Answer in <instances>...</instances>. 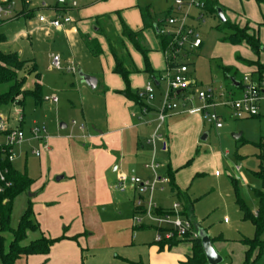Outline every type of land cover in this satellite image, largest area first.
<instances>
[{
    "label": "crops",
    "instance_id": "1",
    "mask_svg": "<svg viewBox=\"0 0 264 264\" xmlns=\"http://www.w3.org/2000/svg\"><path fill=\"white\" fill-rule=\"evenodd\" d=\"M147 1V3L142 6L149 4L151 7V15L156 22L163 19L158 20V14L164 15L165 13L170 12V16L172 15L174 9L172 8V0ZM137 6L138 5H133L132 8L135 7L138 12L137 17L139 18V22H137V25L135 24L134 27L129 25L128 27L125 25L133 32H138L142 29V21ZM258 8L260 10L264 8V5L258 6ZM128 9L129 8L125 10ZM217 9H220L224 15L223 8L220 5H218ZM105 10L106 9H98L94 15H87V12L85 11V14L82 16L83 18H87L88 16L100 18L105 16V13H103ZM197 11V15H202V17L204 16L205 13L203 14V10L197 9ZM78 12H80V10L77 11V16L79 14ZM127 14H125L124 11L122 13L123 16ZM239 17L241 20V24L239 26L247 24L252 31H256L257 36L259 37L258 28L251 25L249 20L245 18L244 14H240ZM19 18L24 17H18L16 19ZM24 19L28 20L26 18ZM197 20L202 21L203 18L202 20L197 18ZM226 21L227 20L225 18V22ZM164 23H162L159 27V31L164 28ZM74 24L75 22L73 21L64 29L48 30L47 33L61 34L63 36L67 35L71 37L80 33V30L84 32L86 29L84 26L83 28L81 26L76 27ZM259 25H261V27L263 25L264 27V17ZM99 26H104L105 30L110 32L112 25L110 26V23L107 22V24L102 23L99 24ZM36 29L40 32L45 31L40 28ZM97 30L98 29L96 27V33ZM157 32L151 29L143 32L142 44L148 50L147 57L149 65L153 71V76L147 77L142 74H133L129 77L130 90L132 92L136 91L140 93L146 83H152L154 87L153 99L150 102H147L141 98L144 106L129 101L122 94L118 93L124 91L125 85L119 76L112 73L114 62L108 52L107 44L104 38H102L105 42L104 44H101V39L100 41L95 37H86L83 39L84 45L85 40H97L101 50L100 57L104 55H108L110 57V73L111 75L117 76L119 79L114 76L104 79L105 85L102 89V91L104 90L102 92L104 109L101 119L82 112L84 122H81L79 126H77L74 120H72L69 125L65 124L64 121H59V131L63 133L58 132L54 126H50V133H48L45 128V131L47 132V140L44 143L30 139L26 141L27 143L37 142L36 146H39L40 148L33 149V151H39L40 156H34L32 154L33 151H31V154L36 158L44 156L45 162H43L45 163V166L46 164L48 166L45 168L46 170L44 169V178H46L44 180H46V182L42 185L43 187L40 184V180L33 182L30 187L33 193L38 190L41 194L39 201L37 200L39 202L38 204L34 201L33 203L29 202L32 204V220L38 226V229L35 232L27 233V237L28 234H32V239H30L28 243L42 237L48 240H56V242L50 247L47 255H32L19 259V261L21 260L23 264H83V242L81 238H78L81 234L79 233V230L81 229H78L75 219L78 211H89L90 209L98 208L104 209L107 206L114 205L116 201L118 203V207H120L124 205L123 196L129 194L133 199L131 210V217L133 221L134 202L139 197L138 190L127 184L125 191L119 192L114 189V186L121 176H133L141 179L142 181H151V172L146 168V165L150 163L153 150L155 162L159 165L157 174L159 177L167 179L168 181L166 184L159 186L153 195L154 202L157 206L162 209H169L173 203H178V200L175 197V192H172L171 190L172 185L170 183V176H172V183L175 188L183 193L187 197V200L191 202V212L189 218L193 223L194 230L198 233L197 230L201 229L208 235L214 249L222 258L221 264H243L245 247L242 245L241 241L243 239H252L254 236V228L248 221H244L242 219V214L239 210V214L235 216L237 220L234 224L229 225L230 221H227L226 218H222V224L215 226L214 223L221 220V215L219 214H216V217L215 215H209L210 210L215 203V195H209L206 197L207 188H205V186L207 184H203L202 181L196 183L198 179H202L201 175H203V171L207 169L211 172L213 163H218L220 159V155L217 152L200 155V142H205L209 138V135L204 133L207 137L205 141H202L201 137L204 135H202V133L204 132L205 127L208 126L216 130V132L218 131V135H223L224 126L220 129H216L212 125L205 123L203 116L199 111V108L203 105V103L197 98V94L193 90V88L197 86L195 82H192L187 89L178 93V110L170 114L165 119L163 125L158 131L160 139L155 141L154 146L148 144V140L152 137L157 126V115L160 111L163 94L166 89V81L163 74L165 72V74H169L170 76L175 72L173 68H170L169 73L167 71L168 64L164 55H162L163 51L159 47L158 40L156 38ZM25 33H20L21 37H28V32L26 34ZM119 34L120 33H117V35ZM125 45L134 66L141 73L144 70V61L142 56L135 49L132 50V45L127 41H125ZM201 45L202 44H200L199 47H201ZM191 51L183 53L180 58V63H176L177 65H184L187 67V78L188 64H185L184 60L187 57V54ZM262 61L264 62V58H262ZM218 63L222 65L220 61H218ZM225 67H232L236 69V67L233 66ZM249 69H251V72L254 71L253 67ZM244 77H247L252 82L259 81L258 77L254 78L245 75L241 78L242 89H237V87L234 86L235 89L228 90L226 86L221 85L217 88H212L214 90L213 100L211 101V104L213 105L212 110L218 114L222 120L223 116H226L231 121H240L233 120L231 118L229 107L226 106L225 103L237 100L241 97L244 87H246L243 83ZM162 83H165V89L163 92H161ZM222 83L225 85L224 82ZM38 85L41 86L39 81ZM98 85L99 81L97 80L96 87ZM200 91L204 90L200 89L199 92ZM261 97V101L264 102V91ZM248 119L252 118L244 120ZM21 122V128L24 132L26 125L25 116ZM73 122L74 124H72ZM37 125L38 124L34 119L31 120L27 128L28 134L29 129ZM61 125H64V128H61ZM18 127H20L19 122L17 127L14 129ZM7 129H9L8 125ZM2 136L4 138L3 134L0 135V138ZM241 136L242 134L238 139H240ZM4 141L5 138L3 141L1 140L0 143H4ZM63 156L65 159H63ZM157 157L162 158L165 162H157ZM238 158L240 159L241 156L238 155ZM198 161H201V163L198 164ZM240 170L241 169L239 167L235 166L234 173L228 176L229 179H234L237 183L240 179L245 181ZM216 172L218 173V176L215 175ZM25 174L27 176L26 170ZM220 177L221 174L217 170H214V185H217L219 189L222 188ZM251 192L253 195V190ZM34 196L35 194H32V197ZM140 198L145 199L146 196H142ZM200 201L202 204L201 206H198ZM233 201L235 204L234 194ZM253 204L256 207L252 213L255 214L258 208L256 199ZM60 205L64 208L61 211L63 213L62 217L57 215L59 214ZM53 213H57V219ZM133 229L141 232L138 234L132 233V231L130 232L132 235H130V239L128 241L129 245H127V247L129 246V248L136 249L137 251L133 257L128 255L120 257V260L122 261V263L120 262L121 264H187V258L191 254L190 243L180 242L171 248H169L167 244H164L161 248L159 244L154 242L155 227L149 225L135 227L134 224ZM124 233H127L128 235V228L124 229ZM263 257L264 247L260 260L263 259ZM120 263L111 262L108 264Z\"/></svg>",
    "mask_w": 264,
    "mask_h": 264
},
{
    "label": "rangeland",
    "instance_id": "2",
    "mask_svg": "<svg viewBox=\"0 0 264 264\" xmlns=\"http://www.w3.org/2000/svg\"><path fill=\"white\" fill-rule=\"evenodd\" d=\"M43 1L51 8L55 7L57 3V0ZM146 1L147 0L78 1L77 7L75 10L69 11V15L73 18L76 27L81 26L83 28L84 26L86 29H83L84 32L80 30V33L71 37L61 34H50L46 31L40 32L36 29L33 18L28 20L19 18L2 25L0 27V32L5 35L6 41L0 44V52L17 53L22 60L29 61L30 64L34 63L36 65V74L39 75L38 81L39 84H41L40 94L42 96V101L37 104L32 97L27 96L24 99L22 107L7 106L2 108L0 110V115L7 121L9 129H14L18 125L17 119L19 115L16 113L17 109H20L23 112L22 115L25 116L26 125L24 134L27 139L29 137L27 128L30 121L33 119L38 124L37 126H43L42 128H46L48 133L51 131L50 126H54V128L60 132L59 121H64L65 124L69 125L71 121L74 120L77 126H79L81 122H84L82 112L101 119L104 109L102 94L104 91H102V89L105 85L104 79L117 76L111 75L110 73V57L108 55L93 57L83 43V39L86 37H95L98 40H102H100L101 44L105 43L102 36L95 32L97 27L95 25L96 20L99 17L95 18V16H88L91 18H83L82 15L85 14V11L87 15H94L98 9H106L105 12H103L105 16L98 19L99 24L109 22L110 26L112 25V30L117 34L121 32V23L134 27L135 24L139 22V18L137 17L138 12L136 8H132V6H142L148 2ZM216 3L223 8L224 16L228 24L240 25L241 20L239 15L244 14L251 25L258 28L259 44L260 47H264V27L263 25L262 27L259 25L264 17V8L259 10L254 0H217ZM69 5L70 0H64L63 3L59 4L60 7H69ZM127 8L129 9L125 10ZM172 8H174L172 13L173 16L181 20L185 19L186 25L192 26L197 30L199 40L202 44L198 49L196 48L189 52L184 60V63L188 64L189 81L197 84V86L193 88L196 94L200 89L205 90L211 86V88H217L220 85L225 86L222 83V76L215 68L218 61H220L222 65L236 67L238 79H241L242 76L245 75L257 78L256 74L250 71L251 69L238 65L236 58L240 57L249 61L263 62L262 58H264V53L261 52L258 57H255L245 46L234 47L221 42L220 40L223 38L224 32L219 29L223 28V23L219 21L217 15L207 12L204 14L203 11V20L198 21V11L196 8L189 9L187 6H183L181 10L177 11L174 7V0H172ZM78 10H80V12H78L79 17L76 15ZM122 10L125 14H128L123 16ZM43 13L47 16L51 14L50 11H43ZM163 17L164 15L162 14L157 15L158 20H161ZM22 32H28V37H21L20 33ZM133 49L132 47V50ZM54 57L59 59V70H56L52 66ZM180 58L177 59L176 63H180ZM72 66L75 70L80 69L84 74L96 78L99 81V85L94 90H90L86 86L80 84L77 74L70 71ZM26 67L29 68L30 65ZM175 69L176 68L173 70ZM137 74L145 75L143 72ZM173 75L172 73L170 76H167L164 72L163 77L165 81H167L168 78L172 79ZM21 76H23V73L20 74V77ZM24 76L26 79L23 89L27 91L33 90L34 85L36 83L38 84L35 75L31 74ZM164 89L165 83H162L161 92H163ZM1 90L4 89L1 88ZM48 97H56L58 103L44 101V99ZM223 126V135H218V131L216 132V130L208 126L205 127L202 133V135L207 133L209 138L205 142H200V155L217 152L220 155V159L218 163H213L211 172L206 169L203 171V175H201L202 179L196 181V183L202 181L203 184H207L205 186V188H207L206 197L215 195V203L209 214L212 216L215 215V217L217 216L216 214L221 215V220L216 221L214 223L215 226L222 224V218H226L227 221H230L229 225L234 224L237 220L235 216L239 214V209L237 205L234 204L232 186L228 177L234 173L235 166L241 169V174H243L245 179V181L240 179L238 182L240 198L251 212H253L256 207L253 204L255 198L251 191L259 189L260 185L259 182L252 177V173L258 171L261 163L264 166V158L261 160L259 157L260 150L257 147L259 143L264 142V102L261 101L260 103L259 115L257 117L248 120L231 121L226 116H223ZM46 133L45 136H47ZM237 134H242L240 139H234L232 137ZM1 140H4L3 136L0 138V141ZM36 143L37 142L27 143L25 141L21 145L15 146L13 149L15 160L12 167L16 172L21 174H24L26 170L27 177L33 182L40 180L42 186L46 182L44 176L45 168L48 166L47 164L45 166L44 156L36 158L31 154L33 149L40 148L36 146ZM238 155L241 156L240 159ZM63 159H65L64 156ZM156 159L157 162H165V160L160 157ZM200 163L201 161H198V164ZM214 170H217L221 174V190L217 185H214ZM150 176H152V174H150ZM32 194H35V196L32 197ZM40 194L38 190L33 193L31 189H29L26 193L16 197L12 204L10 219V227L12 229H15L19 218L30 204L29 202L33 203L34 201L36 204L39 203ZM123 201L124 205L120 207H118L116 201L114 205L107 206L104 209L98 208L77 212L75 219L78 229H81L79 230L81 234L78 238H81L83 242V264L122 263L120 257H124L123 255L133 257L136 253V249H131L129 246L127 247V245H129L128 241L130 235H132L130 232L132 231V233L138 234L141 231L133 229L134 224L131 217L133 199L131 195H124ZM201 204L200 201L198 206H201ZM59 207V214L53 213L56 219L57 215L60 217L63 216L61 211L64 208L62 205ZM125 228H128V235L124 233ZM2 236L5 237V245H7L11 240V236L8 233H4ZM30 239H32V234H28L24 244H27ZM261 239L264 241V232ZM263 263L264 257L259 260V264ZM14 264L23 263L21 260H18Z\"/></svg>",
    "mask_w": 264,
    "mask_h": 264
},
{
    "label": "trees",
    "instance_id": "3",
    "mask_svg": "<svg viewBox=\"0 0 264 264\" xmlns=\"http://www.w3.org/2000/svg\"><path fill=\"white\" fill-rule=\"evenodd\" d=\"M21 12L17 15L18 17H24L31 19L34 15L35 10H27L24 4V0H18ZM203 3V11L209 14L217 15V3L213 0H200ZM257 6L264 5V0H254ZM60 3H56L54 9H64L59 7ZM140 18L142 21V29L138 32L131 31L127 26L121 23V32L119 35L115 34L110 28V32L105 30L104 26H99L97 18V34L104 38L108 52L113 59L114 67L112 73L119 76L124 85L125 89L123 92H118L126 97L129 101H132L138 105L144 106L142 99L139 97L138 92H132L130 90L129 77L133 74L139 73L134 66L130 54L126 48L125 41L130 43L132 47L142 56L144 61V70L142 71L147 77H152L153 71L148 62V50L143 46V32L146 30L159 31V27L164 23L166 18L170 16V12L165 13L161 21L156 22L151 15L149 4L140 6L138 5ZM106 22V21H105ZM4 22H0V27ZM107 24V22H106ZM224 32V36L221 42L227 43L230 46L240 47L245 46L255 57H258L261 53V47L259 44L258 36L256 31H252L247 24L239 26L236 24L223 23V28L219 29ZM222 32V33H223ZM156 38L158 40L159 47L162 51L166 49L170 38L168 36H162L157 32ZM6 38L4 34L0 32V44L4 43ZM85 46L93 57H99L101 55L100 46L97 40L91 41L85 40ZM237 63L241 66L251 68L253 67V73L258 77V82L263 80L264 75V62L249 61L240 57L236 58ZM30 65L29 68L26 66ZM177 66L176 63H169L170 68ZM216 70L222 76L223 82L228 90L235 89L234 83H238L237 89H242V81L238 79L237 70L232 67H225L219 63H216ZM36 65L30 64L29 61H24L20 58L17 53H4L0 52V110L7 106H18L22 107L24 99L30 96L34 99L35 103L42 101L40 94L41 86L38 84L34 85V89L27 91L23 89L25 84V76L34 74L36 80L39 79V75L36 74ZM23 76L20 77V74ZM5 87V88H4ZM3 88L4 90H1ZM246 87H244L245 89ZM22 112V111H21ZM23 113V112H22ZM24 116L22 115V119ZM18 129L22 130V122L19 123ZM23 131V130H22ZM260 150L259 157L261 160L264 158V142L257 145ZM3 168L7 169V179L11 182V188L0 194V264H14L22 257H28L32 255H47L50 247L56 242V240H48L44 237L31 241L27 245L23 242L27 238V233L35 232L38 226L32 220V206L29 204L26 210L23 212L19 221L12 229L10 227V219L12 213L13 201L19 195L29 191L33 181L29 179L26 174L16 172L12 165L8 162L3 163ZM252 176L259 181L260 188L253 190V196L257 200L258 208L256 213H252L244 204L243 200L239 195L238 183L234 179H230L235 204L242 214V219L248 221L254 228V236L252 239H243L242 245L245 247L243 256V264H259L260 257L262 255L264 242L261 240V236L264 232V166L261 163L258 171L252 173ZM171 190L175 192V197L181 207L180 215L190 220L191 202L187 200V197L178 191L172 183V176H170ZM168 209L158 208L156 214L162 215L168 213ZM170 213V212H169ZM191 221V220H190ZM192 222V221H191ZM193 224V223H192ZM194 227V226H193ZM8 233L11 236V240L5 245L6 239L2 234ZM180 242H188L191 245V254L187 258V264H206L205 257L201 248L199 239L185 238L184 240L172 239L168 242L160 243L159 245L164 246L167 244L169 248L179 244Z\"/></svg>",
    "mask_w": 264,
    "mask_h": 264
},
{
    "label": "built area",
    "instance_id": "4",
    "mask_svg": "<svg viewBox=\"0 0 264 264\" xmlns=\"http://www.w3.org/2000/svg\"><path fill=\"white\" fill-rule=\"evenodd\" d=\"M78 1L80 0H70L69 7H64L63 10L51 8L43 0H24V4L28 11L35 10L33 19L36 28L48 32V30L64 29L73 22L69 16V11L77 7ZM174 6L177 11L181 10L183 6H187L189 9H203V3L200 0H174ZM43 11H50L51 14L48 16L44 15ZM20 12L21 9L17 0H0V22L6 23L15 20ZM202 18V15H198L199 20H202ZM184 20L171 15L166 18L164 28L159 31L160 35L170 38L168 46L163 51L164 58L168 64V73L170 71L169 63H176L183 53L196 49L201 44L197 31L192 26L186 25ZM52 66L56 70L60 69L57 57L53 58ZM174 68L176 69L173 78H168L166 81V89L163 94L160 111L157 115L155 132L150 140H148V144L152 146H154L157 139H160L158 131L165 119L178 110V93L187 89L192 84L186 77V66L177 65ZM70 71L76 73L73 66ZM243 83L246 85V88L241 97L225 103L229 107L230 116L233 120H244L258 115L259 103L264 91V80L252 82L247 77H244ZM153 93L154 87L151 82H148L139 93V97L150 102L153 99ZM213 95L214 90L212 88H207L197 93V98L203 103L199 111L206 124L220 129L223 126V120L212 110L213 105L211 101L213 100ZM44 101L56 103L57 99L55 97H48ZM16 113L19 115L17 121L20 123L22 121V112L20 109H17ZM42 127H31L29 129V138L27 139L22 130L18 128L7 129V121L0 115V135L3 134L5 138L4 143H0V194L12 186L11 182L7 179V169L2 167L3 163L8 162L11 164L14 160L13 148L29 139L44 143L47 140V136H45L46 131ZM32 154L36 157L40 156L39 151H33ZM146 168L152 174L151 181H142L133 176H121L114 186V189L119 192H124L127 184L138 190L139 197L134 202L133 223L135 227L145 225L155 227L154 242L156 244L168 242L172 239L184 240L187 237L197 239V233L194 230L192 222L180 215L181 207L179 203H173L166 214H156L159 207L154 202L153 195L159 186L166 184L168 181L157 174L159 165L155 162L154 150L150 163L146 165ZM215 175L218 176V173L216 172ZM142 196H146V198H140Z\"/></svg>",
    "mask_w": 264,
    "mask_h": 264
},
{
    "label": "water",
    "instance_id": "5",
    "mask_svg": "<svg viewBox=\"0 0 264 264\" xmlns=\"http://www.w3.org/2000/svg\"><path fill=\"white\" fill-rule=\"evenodd\" d=\"M58 3H63L64 0H57ZM217 12V16L219 17L220 21L222 23L225 22V17L222 13V11L220 9L216 10ZM261 51L264 53V48H261ZM76 74L78 76L79 79V83L86 86L88 89L90 90H94L96 88V84H97V80L96 78L90 76V75H86L84 74L80 69L76 70ZM235 87H237L239 84L238 83H234L233 84ZM61 128H64V125L60 126ZM241 134H237V135H233L232 137L234 139H238L240 137ZM206 134H204L201 137L202 141L206 140ZM197 237L200 241L201 244V248L205 257V261L206 264H221L222 263V258L220 257V255L216 252V250L214 249L208 235L201 229L197 230Z\"/></svg>",
    "mask_w": 264,
    "mask_h": 264
}]
</instances>
